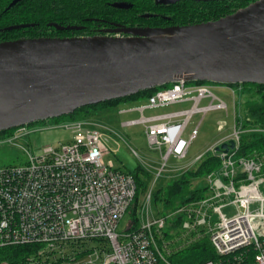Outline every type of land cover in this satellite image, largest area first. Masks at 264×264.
Wrapping results in <instances>:
<instances>
[{
  "label": "built area",
  "instance_id": "2783aa9c",
  "mask_svg": "<svg viewBox=\"0 0 264 264\" xmlns=\"http://www.w3.org/2000/svg\"><path fill=\"white\" fill-rule=\"evenodd\" d=\"M207 99L211 102L202 106ZM184 102L191 107L144 115L147 109ZM214 110L227 111L228 105L209 85L181 80L156 91L147 106L138 108L141 118L123 125L145 126L149 147L161 155L160 176L172 157L187 158L199 135L197 126L185 138L193 115ZM237 119L229 137L193 161L201 163L208 156L219 160L218 168L205 177V196L151 219L152 186L145 194L146 205L140 207L143 225L137 230L129 226L124 233L118 227L134 203L137 184L131 173L106 161L104 133L91 117L42 121L36 131L63 128L74 134L73 141L47 146L39 155L25 150L26 166L0 168V248L40 245L35 256L18 264H172L165 251L173 242L165 232L181 219L179 233H207L220 256L219 261L200 264H264V152L240 156L242 136L264 134V128L244 129ZM16 129L10 143L32 133L27 125ZM230 140L234 149L217 151ZM85 249L93 250L80 257Z\"/></svg>",
  "mask_w": 264,
  "mask_h": 264
},
{
  "label": "water",
  "instance_id": "95a60500",
  "mask_svg": "<svg viewBox=\"0 0 264 264\" xmlns=\"http://www.w3.org/2000/svg\"><path fill=\"white\" fill-rule=\"evenodd\" d=\"M22 1L13 0L7 10ZM113 32L123 36L1 42L0 132L181 80L264 85V0L187 32ZM234 148L230 140L217 151Z\"/></svg>",
  "mask_w": 264,
  "mask_h": 264
},
{
  "label": "trees",
  "instance_id": "16d2710c",
  "mask_svg": "<svg viewBox=\"0 0 264 264\" xmlns=\"http://www.w3.org/2000/svg\"><path fill=\"white\" fill-rule=\"evenodd\" d=\"M12 1L0 0V43L41 37L107 36L108 32L119 28H154L182 33L231 15L258 0H23L7 10ZM123 4L127 7H120ZM15 26L22 27L10 30ZM240 85L246 89L248 96L241 101L237 122L244 129L264 128V85ZM170 86L168 84L127 98L82 108L69 116L72 119L91 117L95 115L92 109L104 110L129 100H148L156 91ZM256 151L264 152V134H244L240 154L248 156ZM219 164L216 156H208L169 185L154 190L152 200L158 213L175 211L186 203L203 198L206 188H194L193 181L205 178ZM129 173L137 184V194L127 213L133 217L130 229L137 230L140 198L149 189L150 173L142 165ZM181 225L182 220L179 219L172 223V228L179 230ZM169 232H165L167 238L170 237ZM39 248L37 244L2 247L0 261L18 264L35 256ZM91 250L85 249L80 257ZM169 254L172 264H200L220 260L207 237L192 241L181 249L169 250Z\"/></svg>",
  "mask_w": 264,
  "mask_h": 264
},
{
  "label": "rangeland",
  "instance_id": "374dc122",
  "mask_svg": "<svg viewBox=\"0 0 264 264\" xmlns=\"http://www.w3.org/2000/svg\"><path fill=\"white\" fill-rule=\"evenodd\" d=\"M173 83L171 84V86ZM211 91L222 101L228 105V110H214L206 115H193L185 133V138L188 139L191 131L195 127H199V135L192 142L189 153L186 159L178 160L172 157L165 170L159 176V171L162 169L161 155L153 151L148 144L145 126L137 124L134 126H124L123 124L141 118V113L138 111L139 106L148 103V100L142 101H125L120 102L117 106L107 107L104 110H94L95 115L91 116L92 120L98 125V130L104 133V145L107 149L106 161H112L116 168L123 172H131L137 166L142 165L149 173V189L153 186L154 190L169 185L173 180L177 179L182 173L195 167L193 161L200 155H205L211 152V149L222 139L229 137L235 127L236 117H239L241 101L248 96L246 89L242 85H229L208 83ZM210 99L205 100L202 106L209 104ZM216 103L219 100L215 101ZM191 104H175L166 106L165 108L147 110L146 116L159 115L190 107ZM81 117V115H76ZM62 120L72 119L69 115L61 117ZM51 120L50 122H53ZM45 123L36 122L27 125L28 129H32L31 135L15 140L14 143L8 141L10 135L16 132V128L0 132V168L6 166H26L28 156L25 150L33 154H42L47 146L54 148L61 144H67L73 141L74 134L66 129L58 128L44 131H36V127ZM255 128V127H253ZM248 129V128H246ZM251 129V128H249ZM212 153V152H211ZM240 156H243L240 154ZM205 178H199L193 181L194 188L205 187ZM146 194V193H145ZM145 194L140 198V203L146 205ZM141 207V206H140ZM226 212H231L227 210ZM157 207L153 200L150 203V218L158 215ZM139 226L143 225V217L141 209L138 211ZM133 217L127 213L121 220L118 232L124 233L129 229ZM170 229L172 235L168 238L170 251L181 249L182 246L191 243L197 239L207 237L209 235L204 232H183ZM174 232V233H173ZM211 242V241H210ZM178 245V246H177ZM177 246V247H174ZM69 251V249H67ZM216 251V250H215ZM169 251H165L168 255ZM170 258V255H169Z\"/></svg>",
  "mask_w": 264,
  "mask_h": 264
},
{
  "label": "crops",
  "instance_id": "0c3cea01",
  "mask_svg": "<svg viewBox=\"0 0 264 264\" xmlns=\"http://www.w3.org/2000/svg\"><path fill=\"white\" fill-rule=\"evenodd\" d=\"M204 101H205V100H204ZM204 101H203V102H204ZM203 102H202V103H203ZM179 104H191V105H192L191 102H184V103H179ZM147 105H148V103L145 104V105H141V106H139V107L147 106ZM191 105H190V107H191ZM190 107H185L184 109H181V110L189 109ZM161 108H165V107H161ZM158 109H160V108H158ZM147 110H153V109H147ZM147 110H145V112H146ZM181 110H177V111H181ZM145 112H144V115H145ZM173 112H175V111H173ZM169 113H171V112H169ZM164 114H166V113H164ZM159 115H163V114H159ZM145 116H146V115H145ZM151 116H156V115H150V116H148V117H151Z\"/></svg>",
  "mask_w": 264,
  "mask_h": 264
},
{
  "label": "flooded vegetation",
  "instance_id": "af4514ba",
  "mask_svg": "<svg viewBox=\"0 0 264 264\" xmlns=\"http://www.w3.org/2000/svg\"><path fill=\"white\" fill-rule=\"evenodd\" d=\"M108 34L109 35H107V36H123L122 34H116V33H114L113 30L110 31V32H108Z\"/></svg>",
  "mask_w": 264,
  "mask_h": 264
}]
</instances>
